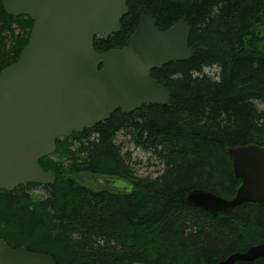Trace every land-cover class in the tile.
<instances>
[{"label": "trees", "instance_id": "1", "mask_svg": "<svg viewBox=\"0 0 264 264\" xmlns=\"http://www.w3.org/2000/svg\"><path fill=\"white\" fill-rule=\"evenodd\" d=\"M3 1L0 72L19 60L34 25L7 15ZM127 6L121 31L95 40L98 53L124 49L146 11L161 31L182 19L190 26L193 58L151 72L170 91V103L127 115L117 110L92 130L57 140L55 153L40 160L57 177L54 184L0 191V237L56 264H218L264 244V202L217 214L188 203L200 191L233 199L242 180L229 151L264 147V0H127ZM213 68L214 76L205 73ZM127 145L158 161L160 175L138 178ZM80 174L132 188L95 190Z\"/></svg>", "mask_w": 264, "mask_h": 264}, {"label": "water", "instance_id": "2", "mask_svg": "<svg viewBox=\"0 0 264 264\" xmlns=\"http://www.w3.org/2000/svg\"><path fill=\"white\" fill-rule=\"evenodd\" d=\"M3 6L7 15L29 17L34 25L19 60L0 72V191L54 184L57 177L40 160L55 153L57 140L92 130L117 110L127 115L150 104L168 105L170 91L151 72L193 58L187 21L161 31L148 11L124 49L98 53L97 38L107 41L121 31L127 0H4ZM229 154L242 180L235 197L200 191L189 198L210 214L264 202V147H237ZM261 258L264 244L218 264ZM0 264L56 260L26 247L12 248L0 237Z\"/></svg>", "mask_w": 264, "mask_h": 264}, {"label": "rangeland", "instance_id": "3", "mask_svg": "<svg viewBox=\"0 0 264 264\" xmlns=\"http://www.w3.org/2000/svg\"><path fill=\"white\" fill-rule=\"evenodd\" d=\"M206 74L208 73L211 76H214V74L217 73V69H206ZM119 140L123 141L125 139H122L121 136L118 137ZM129 147V148H128ZM128 149H124V154L130 150L132 152V162L131 166L138 178H154L158 175H160V166L159 162L156 161L154 158H152L149 154L145 153L143 150L136 149L133 145H127ZM80 181L83 184H86L87 186L93 188V189H114V190H120L124 192H130L132 186L126 183L123 180H117V179H109L104 178L101 176H92L87 174H80L79 175ZM36 192V194H38ZM194 193H191V195ZM190 195V196H191ZM189 196V198H190ZM188 198V203L192 202Z\"/></svg>", "mask_w": 264, "mask_h": 264}]
</instances>
